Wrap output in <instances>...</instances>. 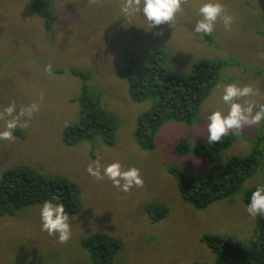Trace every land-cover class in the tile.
I'll return each mask as SVG.
<instances>
[{
	"label": "rangeland",
	"instance_id": "obj_1",
	"mask_svg": "<svg viewBox=\"0 0 264 264\" xmlns=\"http://www.w3.org/2000/svg\"><path fill=\"white\" fill-rule=\"evenodd\" d=\"M33 1L0 0V110L13 101L17 110L33 102L40 105L29 127L16 129L14 141L0 140V177L13 167L65 180L79 190L81 210L70 215L72 236L66 244L41 230L40 204L0 217V264H88L80 243L96 234L120 242L112 264H213L215 255L201 242L203 235H219L249 249L255 231L264 227V216L250 217L242 196L264 185V158L237 194L203 210L182 201L177 178L168 170L203 176L212 167L192 150L207 142L208 115L228 110L221 99L225 84H250L258 92L251 99L264 103V0H220L234 22L226 31L218 20L208 36L193 30L207 0H188L171 25L151 29L142 13L121 12L124 0H51L55 20L50 31L31 10ZM156 49L163 52L164 67L177 74H187L198 59L224 65L191 124L164 123L153 149L143 151L134 137L136 120L157 97L132 102L126 80L116 73L125 65L126 52L146 63ZM48 64L51 74L44 71ZM72 72L86 74L87 80ZM82 86L114 120L111 146L99 137L74 147L61 141L63 129L78 120L75 100ZM4 127L0 120V131ZM230 133L236 138L218 163L249 155L264 137V121L239 135ZM182 141L191 151L173 154ZM97 159L104 166L118 161L125 169H140L143 187L123 192L107 178L96 181L86 168ZM149 204L164 206L166 217L151 221L145 211Z\"/></svg>",
	"mask_w": 264,
	"mask_h": 264
},
{
	"label": "trees",
	"instance_id": "obj_2",
	"mask_svg": "<svg viewBox=\"0 0 264 264\" xmlns=\"http://www.w3.org/2000/svg\"><path fill=\"white\" fill-rule=\"evenodd\" d=\"M50 3L51 0H34L31 5V10L43 20L46 31L51 30L55 20L49 12ZM162 53L156 49L148 61L142 63L132 53L126 52L125 65L116 73L117 77L126 80L132 102L142 103L150 97H157L155 105L136 120L134 137L143 151L153 149L154 136L164 123L191 124L215 87L219 70L224 65L218 61L198 59L190 65L189 72L182 75L164 67ZM72 73L87 80L86 74ZM75 101L78 105V120L63 129L62 143L74 147L82 141L99 137L105 145L111 146L114 120L99 106L98 100L88 94L85 86H82ZM235 138L234 133H229L220 143L205 142L192 150L195 158L213 164L203 176H190L176 168L168 170L170 175L177 178L176 187L182 201L196 210H203L237 194L245 181L254 175L259 160L264 158V137L259 139L249 155L218 163L220 153L228 149ZM190 151L188 142L182 141L173 148L172 153L184 156ZM254 190H246L243 194L242 202L245 206ZM53 196H58L59 202L66 205L69 215L80 212V193L75 185L12 167L0 177V217L13 216L35 204L42 205ZM145 211L153 222L167 215V209L158 204L147 205ZM201 242L215 255L213 264H264V227L260 228L249 249L219 235H203ZM80 245L88 252V264H112L113 257L120 249V242L106 234L84 238Z\"/></svg>",
	"mask_w": 264,
	"mask_h": 264
},
{
	"label": "clouds",
	"instance_id": "obj_3",
	"mask_svg": "<svg viewBox=\"0 0 264 264\" xmlns=\"http://www.w3.org/2000/svg\"><path fill=\"white\" fill-rule=\"evenodd\" d=\"M187 2L188 0H124L121 12L125 16L142 13L151 29L164 24L171 25L177 13L182 11V5ZM198 11L201 18L194 26L195 33L211 35L218 20L223 23L226 31L231 30L234 17L227 12L220 0H207ZM44 71L51 74V64L46 65ZM254 95H258V92L250 84L241 86L233 82L224 85L221 99L228 105V110L226 112L215 110L208 115L207 142L209 144L220 143L230 132L239 135L245 127L258 125L264 121V103H257L251 99ZM39 111L40 105L37 102L21 106L19 110L14 101L3 107L0 110V120L5 121V127L3 131H0V140L14 141L16 129H27L29 121ZM86 171L96 181L107 178L112 182L113 187L123 192H129L133 187H143L144 183L140 169L136 167L125 169L118 161L104 166L97 159L87 166ZM246 212L254 219L257 216H264V185H258L252 191ZM40 219L41 230L47 232L49 236H55L57 243L66 244L71 239L70 215L66 211V205L59 202L58 196H53L51 200H45L42 203Z\"/></svg>",
	"mask_w": 264,
	"mask_h": 264
},
{
	"label": "crops",
	"instance_id": "obj_4",
	"mask_svg": "<svg viewBox=\"0 0 264 264\" xmlns=\"http://www.w3.org/2000/svg\"><path fill=\"white\" fill-rule=\"evenodd\" d=\"M245 207H246V206L244 205V209H245ZM257 232H258V231H255V235H256ZM252 235H253V234H252ZM255 235H253V238H255Z\"/></svg>",
	"mask_w": 264,
	"mask_h": 264
}]
</instances>
